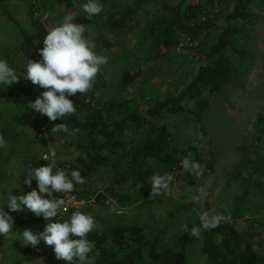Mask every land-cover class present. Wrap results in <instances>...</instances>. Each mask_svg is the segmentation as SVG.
I'll use <instances>...</instances> for the list:
<instances>
[{
  "label": "rangeland",
  "instance_id": "374dc122",
  "mask_svg": "<svg viewBox=\"0 0 264 264\" xmlns=\"http://www.w3.org/2000/svg\"><path fill=\"white\" fill-rule=\"evenodd\" d=\"M71 1L0 0V59L7 60L18 73H26L27 62L19 52L20 29L32 35L37 21L48 32L62 22L64 15L71 13L75 16L73 23L88 25L96 44L95 52L108 58L99 72L105 79V86L92 104L99 107L113 104L111 109L122 111L136 109L156 128L165 127L171 158H178L179 164L185 158L199 162L204 172L197 179L184 172L180 165L173 170L165 162L164 168L155 171L154 175L173 174L172 194H162L154 199L148 196L127 208H120L112 196H107L102 204L96 201V196L106 186L103 174L98 173L88 188L72 192L83 205L67 212L62 208L61 220L69 219L76 211L93 216L96 221L93 231L106 240L109 238L105 245L116 228L126 229L125 237H129L128 229L132 225L142 230L146 242L158 237L160 244L166 245L183 238L186 264H206L202 236L196 239L185 233L182 226L187 225L189 229L194 223L199 226L200 214L208 211L228 216L226 223L233 225L249 240L254 252L263 257L264 179H250L249 173L242 177L235 175L242 172L244 157L255 160L264 156V133L260 134L256 126L257 119L264 116V0H247L249 16L229 23L237 32L233 36L234 49L222 53L221 59L230 67L223 88L214 93L209 87L199 86L198 90L193 86L184 97L186 88L191 86L199 68L205 64L199 43L214 27L226 26L220 13H230L232 3L227 5L220 0L209 7L208 18H212L214 24L211 29H207L206 17H202L200 20L205 22L196 34H182L176 46L161 47L158 52L153 50V33L149 28L157 20L171 19L163 6L184 2L185 7L201 4V0H99L104 10L91 21L82 9L88 0ZM124 7L132 10L126 24L115 30L107 28L106 16ZM100 37L105 38L107 47L98 42ZM125 75L133 81H125ZM43 91L46 89L23 76L11 86L0 85V134L8 141V147L0 149V206L4 211L11 189L25 167L44 166L39 163L42 160L52 168L66 165L68 172L71 171L74 153L71 145L80 135L60 137L51 129L53 125L46 115L24 107ZM169 99L179 101L181 111L169 115L163 109L159 116L151 119L148 113ZM80 117L84 118V114ZM134 128L129 125L125 141L131 135H135V140L140 138L141 130L137 134ZM53 151L55 157L50 155ZM201 187L207 193L206 197L199 203H187ZM69 237L72 239L70 234ZM24 246L22 238L16 235L11 238L0 235V264H17L18 258L23 257ZM53 247L45 244L26 264H68L56 258Z\"/></svg>",
  "mask_w": 264,
  "mask_h": 264
},
{
  "label": "trees",
  "instance_id": "16d2710c",
  "mask_svg": "<svg viewBox=\"0 0 264 264\" xmlns=\"http://www.w3.org/2000/svg\"><path fill=\"white\" fill-rule=\"evenodd\" d=\"M217 1L220 0H201L206 5L198 3L189 4L185 7L184 2L164 5L163 10L171 16V19L165 17V20L163 18L150 24L149 29L153 33V50L159 52L161 47L166 49L176 46L182 34L193 36L205 21L207 29H211L214 24L212 18H208L211 14L209 7H213ZM222 1L227 5L232 3L230 13L226 15L220 13L225 18L226 26L214 27L211 32L206 33L199 43V50L205 58V64L199 68L191 86L187 87L183 93V97L189 94L193 86H196L198 90L199 86L209 87L214 93H218L228 79L230 67L221 57L224 51L234 49L233 36L237 32L236 29L230 27L229 23L247 18L249 14L246 12L247 4L245 3L247 0ZM131 13L132 10L129 7H124L120 11H111L105 18V25L112 30L119 29L126 24ZM202 17H206L204 22L200 20ZM197 20L202 24H198ZM20 32L22 40L19 52L22 59L26 62L27 60L40 61L39 49L43 48V39L48 32L37 21H35L34 34L28 35L21 29ZM98 42L103 47L108 46L104 37H100ZM124 80L131 83L133 78L125 75ZM104 86L105 79L101 73H98L95 85L90 91L84 94L78 92L67 97L76 105V112L50 123L53 127L60 123L67 125L69 129L67 133L53 129V132L60 137L75 133L80 135L76 143L71 145L74 153L70 170H79L87 183L76 185L74 192L77 189L85 190L96 174H103L106 186L102 193L96 196V201L102 204L107 196H112L120 208H127L149 196L151 191L150 177L154 175L155 171L164 168L163 163L167 162V166L174 170L180 165V162H178V158H171V152L168 149L169 138L164 126L156 128L152 122L144 119L136 109L131 111L111 109L113 104L94 106L92 104L93 99L97 93H101ZM118 105L122 106L123 104ZM163 109L169 115H175L181 111L179 101L169 99L163 104H157L148 115L153 119L159 116ZM81 114H84V118L80 117ZM129 125L135 127L137 134L141 130V136L138 140H135V135L127 136L128 140H124L127 130L130 131ZM256 126L260 134L264 133V116L257 119ZM39 163L48 164L42 160ZM32 168L34 167L27 166L24 168L17 183L11 189V195L18 196L32 190L38 191L35 180L32 181L30 187L23 183L28 171ZM241 168L242 172L236 174L235 177H242V174L249 173L250 179H254V177L264 179V156L255 160L244 157ZM60 169L68 172L69 167L65 165L59 169L52 168L53 174ZM53 197L63 198L61 193L56 192H53ZM44 198L49 197L44 194ZM5 212H8L7 207ZM8 214L14 219L12 235L20 238H22L24 229L41 232L49 222L42 216L37 217L26 208L23 211L8 212ZM53 222L63 221L60 216H57ZM128 232H130V236L125 237L126 229H114L109 244L105 245L104 242L108 241L109 238L106 240L103 235L92 230L87 239L95 242V248L89 254L90 257L95 256V264H186L183 238L177 242L164 245L160 244L158 237L151 242H146L142 230L137 229L134 225L128 229ZM70 235L72 239H79L74 234ZM44 245V241L41 240L35 247L24 246L23 257L18 258L16 263H28ZM202 253L206 264H264V256L259 257L254 252L249 240L245 239L229 223L220 224L216 229L202 233Z\"/></svg>",
  "mask_w": 264,
  "mask_h": 264
},
{
  "label": "clouds",
  "instance_id": "9594fccd",
  "mask_svg": "<svg viewBox=\"0 0 264 264\" xmlns=\"http://www.w3.org/2000/svg\"><path fill=\"white\" fill-rule=\"evenodd\" d=\"M83 12L88 20L103 12V5L99 0H88L82 5ZM75 16L71 13L62 17V22L49 29L43 39V48L39 49L40 61L27 60L26 73H18L12 68L7 60L0 59V85L11 86L18 83L21 76L31 81L34 85L46 89L34 102L24 107L30 108L46 115L50 121L63 119L66 115L76 112V105L68 99V96L76 93H87L96 82V77L102 66L107 63L108 58L95 52L96 44L92 39L90 29L87 26L73 23ZM86 33H89L86 35ZM65 133L69 132L66 124H56L53 128ZM8 147V141L0 134V149ZM56 156L55 151L51 152ZM48 156H45L47 159ZM180 168L189 172L197 179L203 175L204 169L199 162L185 158L181 161ZM35 180L37 190L26 194L10 195L6 204L8 212H20L25 208L49 221L41 232H33L24 229L22 232V243L25 246H37L41 240L46 245L54 246L53 252L57 259H62L68 264H95V256L90 253L95 248V242L87 239L88 234L96 227L95 218L80 211L74 212L71 217L63 222H53L61 215V209L67 211L64 198L53 197V192L69 194L75 191L76 185H84L87 180L79 170L60 169L55 174L52 165L46 164L32 168L28 171L23 183L31 186ZM174 180L173 174H156L150 177L151 191L149 199L171 195L170 183ZM44 194L49 198H44ZM204 188H198L197 194L190 196L187 203H199L206 197ZM0 206V235L12 237L14 219ZM228 216L223 214H210L204 211L199 216L200 224L195 223L189 229L183 225V231L190 236L199 239L203 232L216 229L222 222H227ZM69 234H74L79 239H70ZM17 240H20L19 238ZM21 241V240H20Z\"/></svg>",
  "mask_w": 264,
  "mask_h": 264
},
{
  "label": "built area",
  "instance_id": "2783aa9c",
  "mask_svg": "<svg viewBox=\"0 0 264 264\" xmlns=\"http://www.w3.org/2000/svg\"><path fill=\"white\" fill-rule=\"evenodd\" d=\"M58 171V170H57ZM56 171V172H57ZM62 194V193H61ZM62 196H63V198L65 199V201H66V205H65V207L67 208V211L71 208V209H74V208H79V206L81 205H83V203L82 202H79L78 200H77V198H76V196L73 194V193H69V194H62ZM71 209H70V211H71ZM63 211H64V209H63ZM66 211V212H67Z\"/></svg>",
  "mask_w": 264,
  "mask_h": 264
}]
</instances>
